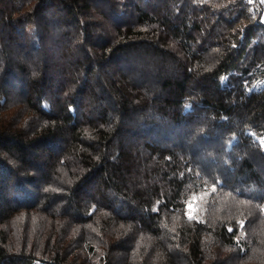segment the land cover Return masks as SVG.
<instances>
[{
    "label": "trees",
    "instance_id": "obj_1",
    "mask_svg": "<svg viewBox=\"0 0 264 264\" xmlns=\"http://www.w3.org/2000/svg\"><path fill=\"white\" fill-rule=\"evenodd\" d=\"M0 264H264V0H0Z\"/></svg>",
    "mask_w": 264,
    "mask_h": 264
}]
</instances>
